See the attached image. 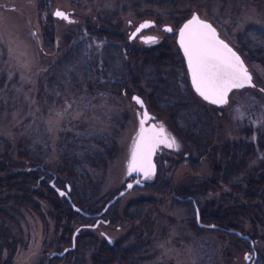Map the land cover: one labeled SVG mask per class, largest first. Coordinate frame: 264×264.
Instances as JSON below:
<instances>
[{"label":"rangeland","instance_id":"rangeland-1","mask_svg":"<svg viewBox=\"0 0 264 264\" xmlns=\"http://www.w3.org/2000/svg\"><path fill=\"white\" fill-rule=\"evenodd\" d=\"M46 1L57 43L64 45L68 37L73 41L78 38L83 44V53L72 58L70 69H63L59 77L49 81L48 65L63 50L54 52L42 47L41 34L51 25L40 16L38 0H0V73L4 78L0 88V137L9 144L5 161L24 169L33 167L30 163L41 165L44 169L38 168V175L42 176V181L49 182L54 174L57 187L65 188L67 182L70 196L81 194L86 198L83 206L97 211L123 187L125 161L138 123L135 104L129 96L120 90L99 86L97 80H117L124 76L144 86V81L149 79L148 72L143 76L136 74V77L121 73L118 58L113 65L115 75L106 73L99 62L101 50L105 44H112L122 53L129 33L142 19L157 22V26L145 28L142 33L157 35L174 50L177 48L175 32L183 20L176 23L167 17V13L155 9L161 15L158 21L152 13L135 6L134 0ZM54 8L69 11L74 22L52 16ZM193 11L209 19L220 36L236 49L238 41L247 42L245 38L239 39L247 24L264 27L262 2L211 0ZM164 24L170 25L172 33L161 28ZM88 26L110 28L119 36L99 38L87 32ZM129 43V46H144L137 37ZM10 48L13 50L11 55ZM84 50L88 53L86 58ZM18 53L26 55L18 60ZM240 54L252 75L254 87L232 90L228 103L217 107L216 112L210 107L215 133L208 152L204 154L195 149L154 108L153 113L179 142V149L164 151L166 161L158 167L152 180L142 186H133L108 206L102 215L106 223L92 227L94 218L74 214L73 229L81 225V232L92 231L105 240L103 233H106L112 242L123 238L122 245L132 246V256L138 264H243L245 243L238 239L241 237L198 226L194 210L195 205L199 209L205 203L218 202L222 192L231 191L229 181H221L211 172L221 144L227 140L264 139V91H261L264 89V67ZM25 62L26 67L22 66ZM145 62L138 59V65L143 66ZM156 68L160 71L164 67ZM125 86L137 90L130 84ZM148 89L147 85L143 87V93ZM186 120L190 121L191 117ZM20 148L32 149L40 160L34 162L18 157ZM263 151L264 148L260 154ZM61 154L69 156L66 164ZM64 166L67 169H63ZM258 172L264 174V163L255 158L235 180L242 178L240 176H245V180ZM209 180L215 183L210 184ZM52 190L46 194L40 188L41 196L49 195L46 199L38 198L40 213L21 206L17 212H12L14 218L7 220L10 231L7 242L11 246L4 250L12 254L10 264H42L51 257L52 251L64 248L58 241L61 228L56 220L64 218L61 212L64 196L58 195L54 188ZM231 195L239 198L238 202L246 201L237 192ZM131 200L146 201V206L136 217L129 219L124 217L123 210ZM223 203L232 205L234 200L226 197ZM244 209L246 216L240 217L236 229L256 237L258 247L264 249V205H258L256 210L250 206ZM90 250L88 246L81 249V264H88ZM55 264H70V261L63 258Z\"/></svg>","mask_w":264,"mask_h":264},{"label":"trees","instance_id":"trees-1","mask_svg":"<svg viewBox=\"0 0 264 264\" xmlns=\"http://www.w3.org/2000/svg\"><path fill=\"white\" fill-rule=\"evenodd\" d=\"M210 1L211 0H134V5L139 8L142 7L147 13H152L158 21H160L161 15L154 10L159 9L161 12L167 13V17L177 23L179 20L187 18L195 8L202 4H208ZM250 1L262 2L264 7V0ZM37 7L42 19L51 25V28L46 30V33L41 34L42 47L54 50V52H61V50H63L57 59L48 65L49 81H53L52 79H54L55 76L59 77L65 69L71 68L73 65L72 58H74L76 54L80 55L82 52L81 46H83V44L78 38L73 41L71 37L66 39L64 45L58 44L57 34L52 23L53 19L48 11L47 1L38 0ZM87 32L99 38H107L116 34L110 28H93L91 26L87 27ZM242 38H245L247 42L238 41L239 44L237 45V49L239 52L248 60L256 61L259 65L264 67V27L247 24L243 28L239 39L241 40ZM142 52L143 51H140L138 55L141 60H143V56L140 57ZM120 53V49H117L116 46L105 44L101 50V60L99 62L102 65H107V59L105 58L109 56L110 61L114 63L116 58L115 54L120 56ZM86 54L88 53L84 50L85 58ZM111 69L109 67V73L115 75V70ZM3 79L0 73V88L2 87ZM188 91L190 95L187 100L179 102L175 100L172 103L173 106H177L175 108L176 110H183L186 112V117L170 118V121L176 130L182 134L189 143L194 145L195 149L201 150L202 153L206 154L211 148L215 133L210 107L213 109L215 108L214 112H216L217 107L199 101L193 97L191 90L188 89ZM187 117H191V120L185 121ZM179 123L181 126H179ZM262 148H264V139L227 140L221 144L219 156L212 166L211 172L221 181H229L228 184L231 186V191L222 192L220 194L222 198L218 200V202L211 201L199 208L202 221L219 226L236 228L237 221H240V217L246 216L244 213L246 210L244 209L245 207L250 206L252 210H256L258 205H264V174H259L260 172H258L257 174H251L245 180V176H240L242 178L235 180L236 177L249 168L253 159L257 158L259 162L264 163V151L260 154ZM8 150L9 144L0 137V264H10L11 261L12 254L5 253L4 249L6 246L8 248L11 246V243L7 242L10 237L8 228L9 223L7 220L14 218L12 212H17L21 206H28L35 212L40 213V207L37 203L38 198L46 199L49 197V195L41 196L40 188L43 189L45 193L53 192L50 183L42 181V177H38L39 169L37 168V163H30L33 167L29 169L8 165L5 161L8 156ZM35 154L36 153L32 152V149L23 150V148H20L18 151V157L29 158L34 162H38L40 158ZM71 157L70 159H72ZM67 158H69V156L66 157V155L61 154V159L65 164L67 163ZM63 169L67 168L64 166ZM233 175L235 176L233 177ZM208 182L210 184L215 183L214 180H209ZM241 182H244L243 186L240 185ZM232 192H237L246 201H243V203L238 202L239 198H233L231 195ZM226 197H228L230 201L234 200V203L232 205L224 204L223 202ZM70 198L74 204L89 214L100 211L104 205L103 204L100 209L95 211L83 206L86 198L81 194L77 193L75 197L70 196ZM145 206L146 201L131 200L124 208L123 215L129 219L136 217L139 211H142V208ZM61 212L64 218H56L57 225L61 228L58 241L65 247L71 244L72 233L75 229H73L71 225L72 216L74 214H79L83 218H91V215L85 216L74 210L65 197L63 211ZM235 237L238 238L237 236ZM122 239L123 238H118L109 244L102 236L92 231L81 232L79 230L74 237V246L72 249L65 251L62 256L53 255L48 257L42 264H55L63 258H65L66 261H70V264H81V249L85 246L91 249L87 256L88 264H138L133 259L132 255L134 250L132 246H123ZM238 239L241 240V238Z\"/></svg>","mask_w":264,"mask_h":264},{"label":"snow or ice","instance_id":"snow-or-ice-1","mask_svg":"<svg viewBox=\"0 0 264 264\" xmlns=\"http://www.w3.org/2000/svg\"><path fill=\"white\" fill-rule=\"evenodd\" d=\"M54 15L68 23L74 22L70 19V13L59 9L54 12ZM150 26H152L150 21L141 23L129 38H135L138 33ZM165 31L171 32L173 29L166 26ZM144 39L146 42H155L156 38L146 37ZM178 43L187 61L191 84L203 100L215 105H225L228 103V96L232 90L242 89L245 86L254 87L252 77L241 57L219 38L212 24L201 19L197 13H193L191 19L179 29ZM12 52L10 48V55ZM24 55L26 54L18 53L17 59L19 60ZM22 66L26 67V62ZM132 99L143 108V101L138 96H133ZM137 115L140 116L139 131L127 162V173L129 175L142 173L144 179L150 180L155 174L152 157L157 148L163 145L169 149H178L179 143L163 125L158 128L156 126L145 127L148 120L154 119L146 109L142 116L140 113ZM141 182V180L135 181L137 184ZM131 187L132 184H129L128 188ZM245 259H250V256L246 254Z\"/></svg>","mask_w":264,"mask_h":264},{"label":"flooded vegetation","instance_id":"flooded-vegetation-1","mask_svg":"<svg viewBox=\"0 0 264 264\" xmlns=\"http://www.w3.org/2000/svg\"><path fill=\"white\" fill-rule=\"evenodd\" d=\"M153 21H154V23L152 24V26H157L156 20H153ZM136 25L134 26V28L136 27ZM161 28L163 30H165L163 28V25H161ZM167 32H169V31H167ZM169 33H172V31ZM130 34H131V32L129 33V36L127 37L128 43L126 42V46H124L122 48V53H120V56L118 54H115L116 58H115L114 63L110 61L109 56H106L105 59H107V65H103V68L106 69V73H109L108 72L109 67H110V69L113 68V65L116 63V60L118 58L120 61L119 62V68L121 65V68H120L121 73L125 72L130 77L133 75H135L134 77H136L137 75L143 76V74H145V72H148L147 74H149V79H146L147 82L144 81V86L137 85L135 80H133L132 78H129V79L125 78L123 75H122L123 78L121 77L120 79H117V80L113 79V78H106L103 80L99 79L97 81H99V83H100L99 86L107 87V88L112 89V90H120L121 93L129 96L131 101L135 104V116H136L137 120H139V116L137 115V113L141 114L142 107L140 105L136 104L135 101H133V99H132L133 94L139 95L142 98V100L146 106L147 111L150 113L151 117L154 118V119L148 120L146 122V124L149 121H153L156 125H163L164 128L167 130V132L169 134H171L172 136H174V134L171 131H169L167 129L166 125L161 120H159L157 118L156 114L153 113L154 108L158 109L159 112L165 118L168 119L171 126L173 127V130H176V128L172 125L170 118L183 117L186 112H184L183 110L182 111L176 110L175 108L177 106H173L172 103L175 100L177 102L182 101V100L183 101L187 100V98L190 95L188 89L191 90L194 98L198 99L199 101H201L207 105L215 106L213 104L205 102L192 89L190 82H189L188 71H187V68L185 65V61H184L182 53H181L179 47L177 46V44H176L177 48H175L173 50L167 46L169 43L167 45L164 44L165 42L162 40H159L158 36L155 34H152L156 38L155 42H146L144 38L146 37V35H149L151 33H142V31H141L140 33L137 34L136 37L139 41H141V43H143L144 46H133V45L129 46L130 45L129 42L134 40V38H132V39L129 38ZM175 37H176V32H175ZM175 43H176V40H175ZM148 45H150V46H148ZM164 45L166 47H164ZM160 50H166V52L161 53ZM140 51H143L142 52L143 55L142 54L140 55V57L143 56L142 61L143 62L146 61L145 63H143V66L138 65V59H139L138 55H139ZM159 66H161V67L163 66L164 68L163 69L161 68L160 71H157L156 67H159ZM147 67L149 68L148 71H147ZM153 67H154V69H153ZM111 70H113V69H111ZM126 84H130L132 86V88H135V89L137 88V90H135V89L134 90L138 91V92H135L133 90L128 89L125 86ZM146 85L149 89L143 93V87H145ZM187 87H189V88H187ZM159 102H160V104H159ZM215 107H218V106H215ZM183 113H184V115H183ZM138 124H139V121L137 123L136 130L132 134V138H131V141L129 144V152H128L127 159L125 161V173H124L123 186H124V182L129 180V179H133L136 176H138L140 178L139 174L132 173L131 175H128L126 173L127 162L130 158V152H131V149L133 146V142H134L136 135H137ZM179 146H180V144H179ZM168 150H177V149H169V148L161 145L157 148L156 152L154 153L153 160L155 163V174L153 175V177H155L156 174L158 173V167L166 161V159L164 158V151H168ZM37 166H38L37 168H39L41 170L44 169L39 164H37ZM29 168H32V167H27V169H29ZM38 177H42V176L38 175ZM140 179L144 183L152 180V179H150V180L144 179L143 177ZM54 180H55V176H54V174H52L51 180L49 181V183H50V185H52V187L56 186ZM134 186H136V185H134ZM105 211H104V213H105ZM97 212L91 213V218H94V221L97 218H101V220L98 221L97 225H99V223H106L107 220L103 219V217H102V215L104 213H102L101 215H95ZM198 213H199V209H198ZM199 221L203 224H206V225L210 224L208 222H204L201 220L200 213H199ZM195 222H196V220H195ZM200 227H206V226L203 225ZM215 228L220 230L221 232H227V233L235 234V233L229 232V231L224 229V228H231V227H225V226L217 225V227H215ZM234 229L237 230L236 228H234ZM248 236L250 239L241 237V240L245 243V246L242 250L243 264H264V249H260L258 247L256 237H252L250 235H248ZM111 243H109V244H111ZM246 254L248 256H250V259H245Z\"/></svg>","mask_w":264,"mask_h":264},{"label":"water","instance_id":"water-1","mask_svg":"<svg viewBox=\"0 0 264 264\" xmlns=\"http://www.w3.org/2000/svg\"><path fill=\"white\" fill-rule=\"evenodd\" d=\"M57 9H59V10H61V11H64V12H66V13H69V11H67V10H63V9H61V8H54L53 11L51 12V13H52V16L56 17V16L54 15V12H55ZM193 13H197L201 19L206 20V21H208L209 23H211L212 26L216 29L219 38L222 39V40H224V41L229 45V47H231V48L233 49V51H235V52L241 57V59L243 60V58H242L241 54L238 52V50H237L234 46H232V45H231V44H230L225 38H223L222 36H220V34L218 33L217 28L214 26V24H213L209 19L200 16V14H199L197 11H193V12H192L187 18H185V19L181 22V24L178 26V28H177V30H176V37H175L176 44H177V46L179 47V49H180V51H181V53H182V56H183V58H184L186 68H187V61H186V59H185V57H184L183 50L180 48L179 43H178V41H179V29L183 26L184 23H186L189 19H191V16H192ZM70 19H71V17H70ZM145 21H150V22H152V24L154 23V21H153L152 19H142V20H140V21L137 23L136 27L131 31V33L134 32V31L136 30V28H137L141 23H143V22H145ZM166 26H167V27H170V25H168V24H164V25H163V28L165 29ZM146 37H155V36L152 35V34H149V35H146ZM146 37H145V38H146ZM243 62H244V60H243ZM244 64H245V66L247 67V65H246L245 62H244ZM247 69H248V68H247ZM187 71H188V68H187ZM248 71H249V70H248ZM249 73H250V71H249ZM250 75H251V73H250ZM188 77H189L190 85H191L192 89L195 91V89L193 88V86H192V84H191V76H190L189 73H188ZM251 77H252V75H251ZM252 84H253V81H252ZM245 87H246V86H245ZM195 92H196V91H195ZM197 94H198V93H197ZM198 95H199V94H198ZM133 96H138V97L142 100V98H141L139 95L133 94L132 97H133ZM201 98H202V97H201ZM202 99H203V98H202ZM142 101H143V100H142ZM204 101H205V100H204ZM205 102H207V101H205ZM207 103H210V102H207ZM210 104H212V103H210ZM143 105H144V106H143L142 111H141V116H142L143 112H144L145 109H146V106H145L144 102H143ZM213 105H215V104H213ZM215 106L220 107V106H222V105H215ZM146 110H147V109H146ZM148 113H149V112H148ZM149 114H150V113H149ZM150 116H151V115H150ZM139 120H140V116H139ZM139 120H138V121H139ZM153 126H156V127L158 128L160 125H156L153 121H149L147 124H145V127H146V128L153 127ZM137 128H138V129H137V134H138V131H139V124H138V127H137ZM136 136H137V135H136ZM152 163L155 165L154 160H153V157H152ZM126 173H127V171H126ZM127 174H128V173H127ZM135 174H139V175H140V178L143 177L142 173H135ZM128 175H129V174H128ZM140 178H139L138 176H136V177L133 178V179H129V180L125 181V182H124V186H123V188H120V189H119V190H118V191H117V192H116V193H115L110 199H108V200L105 202V204L103 205V207L101 208V210L98 211L95 215H101L102 213H104V211L108 208V206H109L111 203H113L118 197H120L122 193L124 194L126 191H128V190L130 189V188H128V185H129V184H132V187H133L134 185L142 186L144 182H143ZM136 180H141L142 182H141L140 184H137V183H135ZM53 188H54V190L57 192L58 195H61V194H60L61 192L65 193V194H64V197L67 199V201L69 202V204L71 205V207H72L74 210L80 212L81 214H83V215H85V216H89V215H91V214H89V213L84 212L80 207H78L76 204H74V203L72 202V200H71V198H70V196H69V194H68L70 187H69V184H68L67 182L65 183V188H60V187H57V186H53ZM194 210H195V220H196V223H197L198 226H203V225H205L206 227H210V228H215V227H217V225H214L213 223H210V224H207V225L201 223V222L199 221V213H198V208H197L196 205L194 206ZM99 220H101V218H97V219L95 220V222L93 223L92 227H95V226L97 225V223H98ZM79 228H80V226H78V227H76V228L74 229V231H73V233H72L71 244H70V245L65 246V247H64L62 250H60V251H57V250L52 251V252L50 253V256H53V255L61 256V255L64 253V251H65L66 249H71V248H73V246H74V237H75V235L78 233L77 230H78ZM224 229L227 230V231H229V232L235 233L237 236H240V237H242V238H248V239H250L248 235L243 234V233H241L239 230H235L234 228H224ZM103 235H104V237L106 238V240H107L109 243L112 242L110 236H108L106 233H103Z\"/></svg>","mask_w":264,"mask_h":264}]
</instances>
